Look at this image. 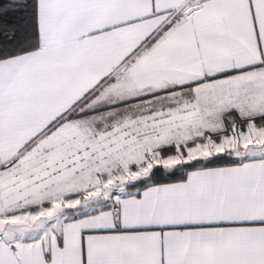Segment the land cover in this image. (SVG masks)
Instances as JSON below:
<instances>
[{
    "label": "snow or ice",
    "instance_id": "snow-or-ice-1",
    "mask_svg": "<svg viewBox=\"0 0 264 264\" xmlns=\"http://www.w3.org/2000/svg\"><path fill=\"white\" fill-rule=\"evenodd\" d=\"M0 264H264V0H0Z\"/></svg>",
    "mask_w": 264,
    "mask_h": 264
}]
</instances>
